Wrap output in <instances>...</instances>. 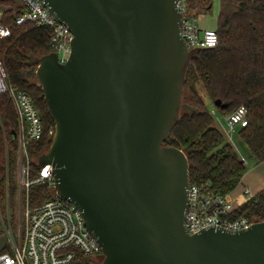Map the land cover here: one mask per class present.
<instances>
[{
    "label": "water",
    "instance_id": "95a60500",
    "mask_svg": "<svg viewBox=\"0 0 264 264\" xmlns=\"http://www.w3.org/2000/svg\"><path fill=\"white\" fill-rule=\"evenodd\" d=\"M39 1L74 38L65 63L56 51L30 56L55 121L38 164L52 166L57 192L81 209L99 264H264V222L185 226L188 157L164 142L181 110H195L186 78L210 48L187 47L176 0Z\"/></svg>",
    "mask_w": 264,
    "mask_h": 264
},
{
    "label": "trees",
    "instance_id": "16d2710c",
    "mask_svg": "<svg viewBox=\"0 0 264 264\" xmlns=\"http://www.w3.org/2000/svg\"><path fill=\"white\" fill-rule=\"evenodd\" d=\"M13 9L2 17L11 28V35L0 38V57L7 72V82L30 95L38 109L44 136L30 142L28 153L31 166L39 169L38 158L48 152L55 128L39 83L37 65H30L31 55L43 56L55 51L52 30L34 24H16L22 12L13 1H0ZM213 7L212 0H191L190 10L195 15L206 14ZM218 44L199 52L188 70L184 101L195 110H181L180 120L164 144L186 152L190 182H210L217 193L230 194L242 182L247 166L236 149L226 141L215 124V118L198 91L201 85L209 99L221 100L226 108L216 107L224 116L240 106L247 109L248 125L239 130V137L252 156L264 163V0H220L218 14ZM18 129V117L9 94L0 95V209L15 211V188L11 178L18 141L12 133ZM47 183L32 186L28 192L29 206L34 208L53 195ZM236 218L254 222L264 217V188L241 205ZM13 219V217H12ZM102 260L104 256L100 257ZM101 260L77 252L71 264H99Z\"/></svg>",
    "mask_w": 264,
    "mask_h": 264
},
{
    "label": "built area",
    "instance_id": "2783aa9c",
    "mask_svg": "<svg viewBox=\"0 0 264 264\" xmlns=\"http://www.w3.org/2000/svg\"><path fill=\"white\" fill-rule=\"evenodd\" d=\"M5 1V0H3ZM13 1V0H11ZM22 12L16 16V24H34L52 30V42L59 61L65 63L71 53L74 35L71 29L61 23L39 0H17ZM191 0H176L182 14V36L189 49L214 48L219 38L216 28H201L198 16L190 10ZM13 9L12 5L0 6V38L9 37L11 28L2 23V17ZM9 94L18 117L17 161L19 166L20 190L17 193L16 227L12 224L10 200L7 218L0 209V264H71L77 252L86 256H104L102 246L87 229L81 209L64 199L55 188L53 168L50 164L34 169L30 163L28 146L30 142L44 136V127L38 109L30 95L7 82V72L0 57V95ZM220 123L225 139L232 141L236 129L248 125L247 109L240 106L224 122L216 110L212 111ZM225 123V124H224ZM55 134V128L50 129ZM246 163V159L240 156ZM47 183L54 189L53 195L37 207H30L29 189L37 184ZM245 200L239 203L230 194L217 193L210 182H190L188 187V208L185 226L190 234L215 226L228 230L248 229L255 222L247 218H236V210L252 195L249 188L242 190ZM246 198H248L246 200ZM5 239V244L1 242Z\"/></svg>",
    "mask_w": 264,
    "mask_h": 264
},
{
    "label": "rangeland",
    "instance_id": "374dc122",
    "mask_svg": "<svg viewBox=\"0 0 264 264\" xmlns=\"http://www.w3.org/2000/svg\"><path fill=\"white\" fill-rule=\"evenodd\" d=\"M213 1V7L211 9L210 12L206 13V14H203L201 17H200V20L202 18H209L211 20L214 21L217 20L218 18V2H214ZM4 3H1V5H3ZM198 91L200 93V95L203 97V99L206 101L208 107L211 109V111H213L214 109L216 110L218 116L222 119V121L224 122V115H222L220 113V111L216 108V106L212 103V101L209 99L206 91L204 90V88L201 86V85H198ZM215 124L216 126L218 127V129L221 131V132H224L222 126L220 125V123L218 121L215 120ZM225 124V123H224ZM239 129H236V131L233 133V139L232 141H229L228 139L226 140L227 142H229L235 149L236 151L238 152V154L242 157H244L246 159V166H247V173L250 174L252 173V178L253 179H258V178H262V176H264V163H260L258 162L253 156L252 154L250 153V150L249 148L245 145V143L241 140V138L239 137ZM13 164L16 165V167L14 169H12V172H11V178H12V182H13V185H14V192H15V196L13 198V203L16 207V210L14 211H10L11 214H12V224L14 227H16V215H17V193L18 191L20 190V173H19V166H18V161H17V156L14 157L13 159ZM240 188V187H239ZM235 189L234 191H239L238 189ZM244 188V187H243ZM251 188V187H250ZM243 190V189H242ZM251 191H252V196H254V193L256 194L257 191H254L252 188H251ZM8 216V209H7V212L4 214V217L7 218ZM92 258H96L97 260H101L102 259L100 258L101 256H95V255H92L91 256Z\"/></svg>",
    "mask_w": 264,
    "mask_h": 264
},
{
    "label": "crops",
    "instance_id": "0c3cea01",
    "mask_svg": "<svg viewBox=\"0 0 264 264\" xmlns=\"http://www.w3.org/2000/svg\"><path fill=\"white\" fill-rule=\"evenodd\" d=\"M214 2L215 3L218 2V10H219L220 9V0H214ZM218 13H219V11H218ZM202 15L203 14L198 16V25L201 28H217L218 18H217V20L214 19V21L209 19V18H206V17L202 18L200 20V17ZM250 175H252V173H250V174L246 173L242 179V182L237 187V188L240 187L238 189L239 191H233L231 193V196L233 197V199L237 200L239 203H241V202H243V200H245L243 195H242V189L249 188V190L251 191V188H252L254 191H257L256 192V194H257L259 191H261L264 188V176H262V178L253 179L252 176H250ZM251 194H252V191H251ZM254 195H255V193H254ZM247 199L248 198H246V200Z\"/></svg>",
    "mask_w": 264,
    "mask_h": 264
}]
</instances>
